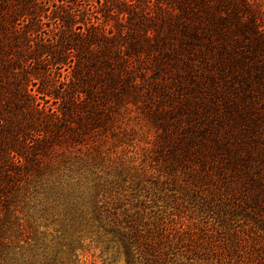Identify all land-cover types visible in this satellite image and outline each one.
I'll return each instance as SVG.
<instances>
[{
  "label": "rangeland",
  "instance_id": "rangeland-1",
  "mask_svg": "<svg viewBox=\"0 0 264 264\" xmlns=\"http://www.w3.org/2000/svg\"><path fill=\"white\" fill-rule=\"evenodd\" d=\"M249 1L264 29V0ZM225 44L237 61L213 49L186 71L141 43L133 95L13 196L0 264H264V55Z\"/></svg>",
  "mask_w": 264,
  "mask_h": 264
},
{
  "label": "trees",
  "instance_id": "trees-1",
  "mask_svg": "<svg viewBox=\"0 0 264 264\" xmlns=\"http://www.w3.org/2000/svg\"><path fill=\"white\" fill-rule=\"evenodd\" d=\"M155 1L158 19L144 17L151 0H0V224L32 175L67 150L87 148L101 115L137 90L141 43L186 71L213 49L207 56L237 61L227 39L233 48L241 43L251 55H264V29L249 0ZM147 23L167 31L150 36ZM193 142L186 140L185 155ZM253 202L259 206L260 198ZM42 256L45 264H62ZM33 258L23 261L34 264Z\"/></svg>",
  "mask_w": 264,
  "mask_h": 264
}]
</instances>
